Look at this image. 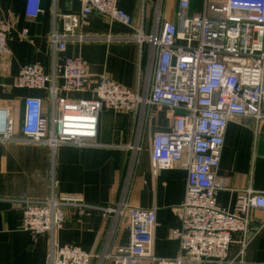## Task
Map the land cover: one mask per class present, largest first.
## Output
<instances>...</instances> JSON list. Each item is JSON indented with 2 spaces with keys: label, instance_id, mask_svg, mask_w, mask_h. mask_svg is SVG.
I'll return each mask as SVG.
<instances>
[{
  "label": "built area",
  "instance_id": "obj_1",
  "mask_svg": "<svg viewBox=\"0 0 264 264\" xmlns=\"http://www.w3.org/2000/svg\"><path fill=\"white\" fill-rule=\"evenodd\" d=\"M42 0H25V15L35 18L42 12ZM78 14L58 15L62 30H53L49 39L58 52L68 41L134 40L149 45L150 67L143 75L141 89H129L106 76L89 81L86 62L80 56L64 57L55 73L47 74L39 63L18 70L13 87L48 92L51 117L42 113V100L23 98L21 137L13 136V122L0 109V141L86 146L94 144L98 114L102 109L143 112L168 107L182 113L173 115L171 128L155 132L149 156L153 174L163 169L181 167L187 172L185 196L175 208L178 226L169 236L179 242V254L159 258L152 254L156 211L140 209L120 201L113 207L89 205L82 198L56 195L52 190L43 199L13 198L22 207V230L32 239L62 228L64 208L74 207L81 215L88 209L120 222L125 218L129 242L111 251L91 255L74 245L52 242L46 264H241L228 258L231 234L241 233L243 248L263 224L251 225L250 213L264 211V192L238 190L234 211L216 204V193L222 188L217 179L224 134L235 117H249L254 132L264 124V0H202V12L188 17L191 0H178V23L157 19L154 30L145 35L141 27L132 26L131 17L117 7V0H77ZM97 12L110 20L133 27L129 37L86 36L79 32L86 17ZM9 24L0 17V57L9 49L6 38ZM24 30L22 35H26ZM61 83H57V79ZM71 92H87L89 98L73 100ZM264 142V132H263ZM128 148H131L128 146Z\"/></svg>",
  "mask_w": 264,
  "mask_h": 264
},
{
  "label": "crops",
  "instance_id": "obj_2",
  "mask_svg": "<svg viewBox=\"0 0 264 264\" xmlns=\"http://www.w3.org/2000/svg\"><path fill=\"white\" fill-rule=\"evenodd\" d=\"M202 5V0H191L186 15L200 14ZM117 7L145 35L154 30L159 18L178 23V0H117ZM41 8L37 17L28 18L25 0H0V17L10 26L6 38L9 53L0 57V109L12 119L15 138L21 137L24 97L40 98L47 118L52 109L46 90L13 87L18 70L24 65L39 63L45 73L51 74L64 57L80 56L86 62L91 83L106 76L129 89H141L143 75L150 67L149 45L139 46L134 40L68 41L65 51H56L49 34L62 30L58 15L78 14L81 5L77 0H42ZM133 27L92 12L79 32L123 38L133 34ZM24 30L26 35H22ZM57 83H61L60 78ZM68 97L78 100L89 98L90 94L71 92ZM176 113L182 111L173 113L167 106L143 112L102 109L94 144L86 146L60 145L53 149L46 144L0 141V264H46L52 242L78 246L93 256L128 244L126 217L115 223L99 210L88 209L80 215L74 207L64 208V224L54 235L45 233L32 239L21 227V205L11 199H43L52 190L57 196H77L99 207H113L124 201L132 208L155 209L152 254L159 258L176 257L179 242L170 238L169 231L178 226L174 211L184 200L187 172L173 167L153 174L149 156L153 134L168 131ZM263 132L264 124L261 132L255 134L249 117H235L228 122L216 171L222 186L216 193V204L222 209L234 211L238 190L264 192ZM250 219L251 225L263 224L262 227L243 248L239 243L241 233H232L228 258L241 264H264V211L252 210ZM95 259L91 264H97ZM142 264L155 263L145 259Z\"/></svg>",
  "mask_w": 264,
  "mask_h": 264
}]
</instances>
